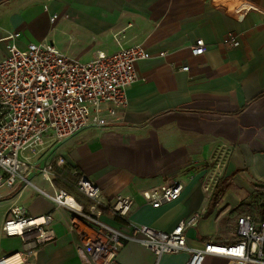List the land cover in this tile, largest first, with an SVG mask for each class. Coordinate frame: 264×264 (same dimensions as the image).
<instances>
[{"label":"crops","instance_id":"0c3cea01","mask_svg":"<svg viewBox=\"0 0 264 264\" xmlns=\"http://www.w3.org/2000/svg\"><path fill=\"white\" fill-rule=\"evenodd\" d=\"M216 1L0 0V59L6 53L2 38L14 31H20L16 41L20 47L52 42L85 62L99 50L111 53L138 43L148 50L151 56L136 63L140 78L127 88L128 104L118 120L106 126L89 124L47 144L31 160L42 164L63 155L107 197L132 196L131 219L163 230H172L209 206L187 229V243L194 247L213 240L219 210L221 216L240 209L238 216L258 217L264 194V12L257 8H264V0H233L250 7L240 18L221 10ZM54 14L60 18L51 22ZM228 33L237 34L240 42L221 50L216 43ZM199 38L206 41L207 50L193 55L191 46ZM209 171L225 183L214 201L201 187ZM38 175L33 171L29 178ZM174 178L184 182L177 200L153 207L141 195ZM29 188L18 182L0 198V256L22 250L20 237L2 230L16 204L29 214L51 213L54 219L56 239L25 264H83L78 237L66 224V211L35 190L28 194ZM44 189L51 191L50 186ZM252 208L257 211L252 213ZM104 218L120 226L116 219ZM137 246L145 250V257L139 256ZM210 256L213 264L228 262L227 257ZM155 259L143 245L126 242L115 264H155Z\"/></svg>","mask_w":264,"mask_h":264},{"label":"built area","instance_id":"2783aa9c","mask_svg":"<svg viewBox=\"0 0 264 264\" xmlns=\"http://www.w3.org/2000/svg\"><path fill=\"white\" fill-rule=\"evenodd\" d=\"M216 2L221 10L237 18L250 8L238 6L233 0ZM257 8L264 12L263 7ZM59 18L54 14L50 20ZM19 37L20 31H14L2 38L6 53L0 59V198L4 190L22 182L58 209H64L68 230L78 237L83 264H115L126 242L139 243L152 251L155 264H203L207 255L227 257V264H264V194L258 217H237L234 241L209 240L202 247H194L187 243V229L199 222L205 209L195 211L172 230H163L131 219L135 203L132 196L107 197L95 181L77 168H70L63 155L42 164L33 162L31 159L40 155L47 144L74 135L89 124L106 126L118 120L128 104L127 88L140 78L136 63L151 54L138 43L111 53L99 50L93 60L85 62L52 42H29L20 47L16 44ZM239 42L237 34L228 33L216 45L225 50ZM206 50L202 38L191 46L193 55H202ZM33 171L40 173L51 191L32 182L29 174ZM56 180L64 186L59 187ZM183 187V180L170 179L143 190L141 195L153 207H159L177 200ZM8 214L2 230L7 236L20 237L22 250L1 255L0 264H25L56 239L51 213L33 215L15 204ZM105 215L119 221L120 226L109 223Z\"/></svg>","mask_w":264,"mask_h":264},{"label":"rangeland","instance_id":"374dc122","mask_svg":"<svg viewBox=\"0 0 264 264\" xmlns=\"http://www.w3.org/2000/svg\"><path fill=\"white\" fill-rule=\"evenodd\" d=\"M211 165L209 164L208 167H210ZM71 168V166H70ZM79 170V169H78ZM211 170V169H210ZM176 179V178H174ZM32 180L35 181V183H37L38 185L49 189V184L43 180V178L38 175L36 177H32ZM170 180V179H169ZM100 186V185H99ZM225 186V183L223 181V177H217L214 175H211V172H207L206 175H204L201 179V187L203 189V191L205 192L206 198L209 201H214L215 197H219L222 194V188ZM207 187V188H206ZM30 190H28V194H30L32 191H34L35 189L33 187L29 188ZM27 195L24 197V199H22L21 203L25 202L27 200ZM247 198H245L244 200H246ZM251 200H256L255 198H252ZM257 202V201H256ZM255 202V205H256ZM212 202H210L211 204ZM253 207V206H252ZM205 209V214L207 213L209 206ZM249 211H252V213H255L257 211V209H251ZM242 212V210L240 209H235L231 212H227L225 214H223V216H221L222 212L221 210H219L217 212V219L218 220L215 224V227H213V240L217 241V242H232L236 239V217ZM204 214V215H205ZM139 247V246H137ZM141 253L139 254V256L141 257H145V250H143L141 247H139ZM203 264H213V257L210 255H207L205 257L204 263Z\"/></svg>","mask_w":264,"mask_h":264},{"label":"trees","instance_id":"16d2710c","mask_svg":"<svg viewBox=\"0 0 264 264\" xmlns=\"http://www.w3.org/2000/svg\"><path fill=\"white\" fill-rule=\"evenodd\" d=\"M56 184H57L58 186H64V185L62 184V182H60L59 180H56Z\"/></svg>","mask_w":264,"mask_h":264}]
</instances>
